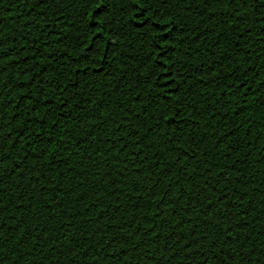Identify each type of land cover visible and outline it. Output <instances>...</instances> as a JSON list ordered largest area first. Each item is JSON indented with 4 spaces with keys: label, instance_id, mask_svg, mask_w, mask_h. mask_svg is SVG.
I'll return each instance as SVG.
<instances>
[{
    "label": "trees",
    "instance_id": "trees-1",
    "mask_svg": "<svg viewBox=\"0 0 264 264\" xmlns=\"http://www.w3.org/2000/svg\"><path fill=\"white\" fill-rule=\"evenodd\" d=\"M98 3L0 0V264H264V7Z\"/></svg>",
    "mask_w": 264,
    "mask_h": 264
},
{
    "label": "snow or ice",
    "instance_id": "snow-or-ice-1",
    "mask_svg": "<svg viewBox=\"0 0 264 264\" xmlns=\"http://www.w3.org/2000/svg\"><path fill=\"white\" fill-rule=\"evenodd\" d=\"M230 2L235 3L236 0H230ZM252 2L256 3L260 7H264V0H252ZM109 3H110V0H102V3H98L96 8L94 9V12L96 13V15L102 16L107 11ZM225 199H226V197H225ZM2 247H3V245L0 244V248H2Z\"/></svg>",
    "mask_w": 264,
    "mask_h": 264
}]
</instances>
